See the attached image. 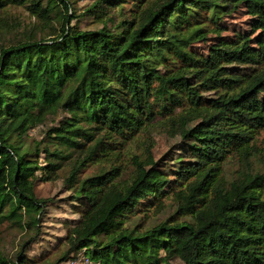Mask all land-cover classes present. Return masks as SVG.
<instances>
[{"label": "trees", "instance_id": "16d2710c", "mask_svg": "<svg viewBox=\"0 0 264 264\" xmlns=\"http://www.w3.org/2000/svg\"><path fill=\"white\" fill-rule=\"evenodd\" d=\"M73 3L0 0V16L24 8L54 37L0 43V226L28 236L13 259L0 253V264H68L80 256L90 264H264L257 147L261 132L264 147V26L254 40L219 38L214 58L193 50L238 29L225 18L241 9L264 25V0H92L85 29L67 26ZM7 20L0 17V27ZM157 119L166 121L171 147L148 169L135 159L125 176L117 158ZM49 120L58 121L41 140L28 138ZM186 159L201 165L190 178L175 182L160 170ZM228 159L238 164L232 177ZM85 163L95 172L81 179ZM61 175L78 219L33 263L29 242L44 241L55 205L36 197L35 184ZM162 196L170 213L139 229L142 216L134 213Z\"/></svg>", "mask_w": 264, "mask_h": 264}, {"label": "rangeland", "instance_id": "374dc122", "mask_svg": "<svg viewBox=\"0 0 264 264\" xmlns=\"http://www.w3.org/2000/svg\"><path fill=\"white\" fill-rule=\"evenodd\" d=\"M91 2L92 0H74V11L70 13L69 16L74 15L75 18L71 19L70 22L67 23V26L80 27L81 29L89 27V20L82 16L84 14V8L89 6ZM241 11L242 12L231 14L225 18L226 22L235 24L239 27L238 29H231V31L223 32L220 36L211 35L207 40L193 44V50H195L198 55L203 57L209 56L214 58L212 52L213 50H216L219 44L223 42L221 40L222 38H234L237 35L245 36L249 40H254L257 38L258 34L263 30V20L256 17L253 12L247 9H241ZM0 17L8 18L7 23L0 27V43L2 45L6 46L10 43L16 44L21 40H49L54 38L53 36H48L51 33V30L49 29L50 24H46L45 22L37 19L35 16L30 15L24 8H10L6 13L1 14ZM253 18L258 21L256 24L251 21ZM57 28L59 29L60 27L57 26ZM250 46L260 47L259 45L253 43H251ZM58 120H49L46 122V124L29 131L28 138L36 141L41 140L45 130L56 125ZM202 121L203 117L199 116L189 122L187 128L190 129ZM170 134L171 133L168 130L166 121L163 119H157L153 124L145 128V132L140 135L139 140L135 144L127 145V152L122 153L119 159L117 158V163H115V165L122 166V168L126 171L125 176H129L134 169L135 159L142 161L147 169L152 167L161 160L164 153H166L171 147L173 138ZM262 138L263 133L261 132L257 139V147L258 153L263 160L261 164L263 167L264 147L262 145ZM186 162V164H180L176 167L161 165L160 170L169 175V178L175 182L179 181V178H190L201 170V165L197 160L189 159ZM254 164L257 165L256 161H254ZM225 168L226 175L228 177H232L234 170L238 168L236 159H228V163L226 164ZM82 169L83 170L79 174L81 179H84L95 172V168L91 165V163H85V167ZM63 178L64 175H61L57 181L47 183L37 182L35 184L36 197H50L54 199L53 203L55 205L48 211L42 233L39 236V238L42 237L44 241L29 242L30 245L27 250L26 257H28L29 260H33V263L38 262L41 254L43 255L44 253H47V246L44 244L45 242H52L51 244L53 245L62 243L65 238L67 228L71 226L73 221L78 219V215L74 213V209L68 205V201L66 200L70 194L68 192V188L63 187ZM177 186L180 185L176 183L172 186L175 191L178 190ZM168 191L170 190L167 189V192ZM164 200L165 198L162 196L161 198L158 197L156 199L144 201L139 206L137 212L133 215L142 216L139 229L146 228L149 225L160 221L170 213V203L162 206ZM27 238V234L24 235L20 231L5 227V225L0 226V253L10 259H13L14 255L16 252L18 253L20 251L22 248V243L24 240H27ZM39 244L43 249L39 247ZM171 264L181 263L175 260L172 261Z\"/></svg>", "mask_w": 264, "mask_h": 264}, {"label": "built area", "instance_id": "2783aa9c", "mask_svg": "<svg viewBox=\"0 0 264 264\" xmlns=\"http://www.w3.org/2000/svg\"><path fill=\"white\" fill-rule=\"evenodd\" d=\"M90 262L86 260L83 256H80L78 259L71 261L68 264H89Z\"/></svg>", "mask_w": 264, "mask_h": 264}]
</instances>
